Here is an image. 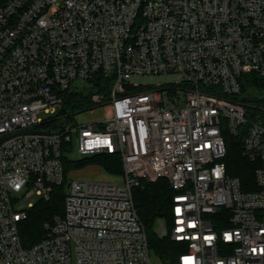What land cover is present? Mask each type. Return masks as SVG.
<instances>
[{"label": "built area", "instance_id": "1", "mask_svg": "<svg viewBox=\"0 0 264 264\" xmlns=\"http://www.w3.org/2000/svg\"><path fill=\"white\" fill-rule=\"evenodd\" d=\"M252 73L264 77V0H0V264H149L132 190L159 179L186 246L176 264H264V124L240 100ZM97 77L106 92L64 110ZM225 134L241 136L256 191L227 174ZM74 141L80 156L119 155L122 180L65 176ZM62 184L64 214L23 247L34 204L21 197Z\"/></svg>", "mask_w": 264, "mask_h": 264}, {"label": "trees", "instance_id": "2", "mask_svg": "<svg viewBox=\"0 0 264 264\" xmlns=\"http://www.w3.org/2000/svg\"><path fill=\"white\" fill-rule=\"evenodd\" d=\"M102 83L103 78L97 77L90 82V88L79 92L74 91L64 105V110L73 113L87 108L92 93L106 92V88L101 87ZM240 100L244 103L250 120L258 118L264 121V77L253 73L244 75L241 79ZM224 138L227 149L224 158L227 174L238 179L242 191H256L254 178L256 164L243 156L241 136L233 137L225 134ZM62 162L65 176L70 170L83 168L89 164H98L109 173H123L121 158L116 154H98L79 161L63 158ZM65 193V184L53 186L48 200L40 199L27 210L25 219L18 225V233L23 247H31L42 240L46 233L44 225L51 224L54 217L64 214ZM172 195L173 191L167 179H159L155 182L141 181L132 190L133 202L145 231L148 248L163 264H176L178 257L186 249L184 244L173 242L170 238ZM157 220L164 222L166 229L164 235H159L155 231ZM218 227L222 229L226 227V224Z\"/></svg>", "mask_w": 264, "mask_h": 264}, {"label": "rangeland", "instance_id": "3", "mask_svg": "<svg viewBox=\"0 0 264 264\" xmlns=\"http://www.w3.org/2000/svg\"><path fill=\"white\" fill-rule=\"evenodd\" d=\"M159 79L156 78H147V79H138V82L140 84H150L158 82ZM79 87H84L86 89L91 87V84L81 83L80 81H76L72 89H77ZM69 110V108L67 107ZM70 112V111H68ZM72 113V112H70ZM74 118L80 123H87L92 122L93 120L100 118L102 116V110L99 111H89L85 112L83 114H79L77 117L76 115H73ZM41 117L47 118L46 115L41 114ZM73 118V120H74ZM260 124H264V121L256 118L255 120ZM77 144L74 141L73 147L71 152L69 153V157L73 161H79L83 158H90L91 156H80L77 151ZM93 156V155H92ZM71 179L79 180V181H108V182H119L122 180V172H119L118 174L109 173L103 170L98 164H89L86 165V167L78 168L70 170L67 174ZM40 200L37 196H31L29 198L21 197V200L18 202L17 206L18 208H26L29 203L35 204ZM155 231L159 235H164L166 232L164 222L163 220H157L155 224ZM149 264H163L160 260H158L153 254L149 256Z\"/></svg>", "mask_w": 264, "mask_h": 264}, {"label": "water", "instance_id": "4", "mask_svg": "<svg viewBox=\"0 0 264 264\" xmlns=\"http://www.w3.org/2000/svg\"><path fill=\"white\" fill-rule=\"evenodd\" d=\"M73 93H74L73 91H71L70 93H68L67 98H66V101L69 100V97H70ZM57 127H58V124H55V125L52 126V128H51L50 130H47V131L26 130V131H24V132H21L20 134H34V133H36V134H43V135H44V134H51V133H54V132H55V130L57 129ZM8 137H9V136H8ZM8 137H4V138H2L1 141L7 139ZM66 192H68V186L66 187Z\"/></svg>", "mask_w": 264, "mask_h": 264}]
</instances>
